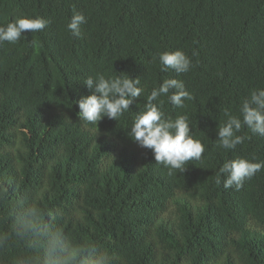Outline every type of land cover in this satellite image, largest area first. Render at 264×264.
<instances>
[{"label": "trees", "instance_id": "16d2710c", "mask_svg": "<svg viewBox=\"0 0 264 264\" xmlns=\"http://www.w3.org/2000/svg\"><path fill=\"white\" fill-rule=\"evenodd\" d=\"M20 16L48 23L0 43V264H264V168L238 190L216 182L225 162L264 163V137L246 126L234 149L216 136L225 111L242 120L264 89V0H0V26ZM175 50L188 72L160 70ZM98 75L137 77L143 91L97 126L76 101ZM166 79L191 99L153 103L187 116L204 145L184 172L127 135Z\"/></svg>", "mask_w": 264, "mask_h": 264}, {"label": "clouds", "instance_id": "9594fccd", "mask_svg": "<svg viewBox=\"0 0 264 264\" xmlns=\"http://www.w3.org/2000/svg\"><path fill=\"white\" fill-rule=\"evenodd\" d=\"M85 22L86 18L82 13L74 12L67 28L73 35L78 36L79 27ZM47 23V20L40 17L20 16L6 26H0V43L4 41L15 43L23 33L40 31ZM159 63L161 71L173 69L177 74L188 72L191 66L190 58L181 50L160 53ZM83 84L92 91L91 94L81 96L76 101L79 108L78 116L80 120L97 126L105 117L117 121L130 109L133 99L141 97L143 91L138 86L140 80L130 75L115 78L98 75L95 79L88 77ZM170 90H174L171 95ZM159 96H167L171 104L181 108L185 106V99H191L183 81L164 80L159 88H153L147 97L145 109L135 116L127 135L139 147L151 150L156 163L184 172L187 162L201 159L204 145L190 135L187 116L165 118L164 113L153 103ZM240 114L242 120L225 111L227 120L216 133L218 147L234 149L237 144L242 143L245 137L236 134L242 126L264 137V89L252 91L250 98L242 102ZM262 168L264 163L243 158L231 160L220 167L216 182H221L220 174H223L225 177L223 186L235 187L238 190L245 179L251 178Z\"/></svg>", "mask_w": 264, "mask_h": 264}]
</instances>
